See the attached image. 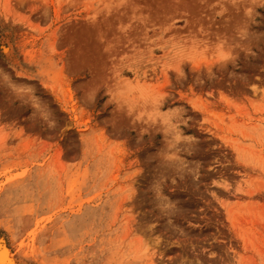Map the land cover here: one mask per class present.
Here are the masks:
<instances>
[{
	"label": "rangeland",
	"instance_id": "1",
	"mask_svg": "<svg viewBox=\"0 0 264 264\" xmlns=\"http://www.w3.org/2000/svg\"><path fill=\"white\" fill-rule=\"evenodd\" d=\"M0 247L264 264V0H0Z\"/></svg>",
	"mask_w": 264,
	"mask_h": 264
},
{
	"label": "bare ground",
	"instance_id": "2",
	"mask_svg": "<svg viewBox=\"0 0 264 264\" xmlns=\"http://www.w3.org/2000/svg\"><path fill=\"white\" fill-rule=\"evenodd\" d=\"M8 45V44H7ZM4 42H2L1 44V50L3 53H5V55L10 53V47L7 46ZM4 246H5V242H4ZM0 264H15V262L12 260L11 255L9 253V251L5 248L2 249V247H0Z\"/></svg>",
	"mask_w": 264,
	"mask_h": 264
}]
</instances>
